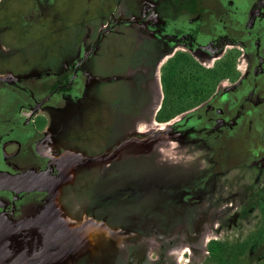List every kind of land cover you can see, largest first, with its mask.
I'll use <instances>...</instances> for the list:
<instances>
[{"label":"flooded vegetation","instance_id":"flooded-vegetation-1","mask_svg":"<svg viewBox=\"0 0 264 264\" xmlns=\"http://www.w3.org/2000/svg\"><path fill=\"white\" fill-rule=\"evenodd\" d=\"M227 221L264 264V0H0L9 264L211 255Z\"/></svg>","mask_w":264,"mask_h":264},{"label":"rangeland","instance_id":"rangeland-1","mask_svg":"<svg viewBox=\"0 0 264 264\" xmlns=\"http://www.w3.org/2000/svg\"><path fill=\"white\" fill-rule=\"evenodd\" d=\"M254 222L244 221L237 228H231L230 223L227 221L223 223V230L221 235L217 236L215 240L226 246H233L238 244L241 240L245 239V237L253 231ZM150 254L153 259L157 260V253ZM177 254H173L171 257L166 258L164 260L158 259L155 264H174L176 261L175 257ZM192 255L189 250L185 252H181L177 255L178 264H222L220 262L219 257H215V255H209L207 252H201L200 254Z\"/></svg>","mask_w":264,"mask_h":264},{"label":"water","instance_id":"water-1","mask_svg":"<svg viewBox=\"0 0 264 264\" xmlns=\"http://www.w3.org/2000/svg\"><path fill=\"white\" fill-rule=\"evenodd\" d=\"M34 188H37V184L34 185ZM6 231L0 230V264H9L7 261V255H9V248H7V245L5 243L6 240ZM24 264L21 260H14L10 264Z\"/></svg>","mask_w":264,"mask_h":264},{"label":"trees","instance_id":"trees-1","mask_svg":"<svg viewBox=\"0 0 264 264\" xmlns=\"http://www.w3.org/2000/svg\"><path fill=\"white\" fill-rule=\"evenodd\" d=\"M225 246H226L225 244H223L221 242H218V241H212L210 243V250L213 253V255H215V257L216 256H220V257L223 256L222 259H220V262L222 264H226V263L229 262V259L228 258H224V257L227 256L226 255L227 251L224 250V247Z\"/></svg>","mask_w":264,"mask_h":264}]
</instances>
